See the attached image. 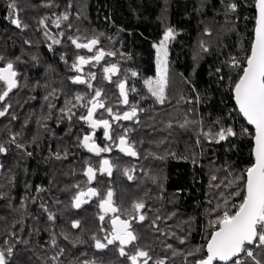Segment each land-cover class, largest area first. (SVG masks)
I'll return each instance as SVG.
<instances>
[{"label":"trees","instance_id":"trees-1","mask_svg":"<svg viewBox=\"0 0 264 264\" xmlns=\"http://www.w3.org/2000/svg\"><path fill=\"white\" fill-rule=\"evenodd\" d=\"M255 20L256 0H0V58H25L30 79L24 97L0 100L4 264L205 261L255 164L233 100ZM94 106L109 126L96 133L99 158L82 145ZM89 189L99 197L77 207ZM115 217L131 223L127 248L112 239ZM262 239L230 264H264Z\"/></svg>","mask_w":264,"mask_h":264},{"label":"water","instance_id":"water-1","mask_svg":"<svg viewBox=\"0 0 264 264\" xmlns=\"http://www.w3.org/2000/svg\"><path fill=\"white\" fill-rule=\"evenodd\" d=\"M96 44L97 42L93 41L86 48L91 51ZM1 74L2 79L11 86V89H15L17 75L11 76L12 67L2 70ZM75 82L83 85L85 79L78 77ZM233 100L239 115L255 133L253 148L255 164L247 173L245 200L242 207L231 220L221 223L220 229L212 235L207 245L208 258L199 264H230L240 259L245 246L257 243L259 238L258 226L260 222L264 221V0H256L254 41L247 66L235 86ZM95 111L96 106L91 109L87 118L88 122L93 119ZM100 126H105V124H96V128ZM92 140L93 136L85 137L84 148L89 155L99 158L101 148L92 143ZM118 150L126 157L136 158L134 150L128 147L125 139L119 141ZM86 176L93 184L96 178L95 170L88 168ZM98 197L99 194L95 189H89L84 195L78 197L75 204L79 205L82 198H88L87 202H89ZM101 209L109 214L114 210V207H107V204H102ZM111 227L113 241L120 244L122 248H127L134 242L135 236L130 230L131 223L129 221L117 217L112 219ZM262 241H264V237ZM0 264H4L1 253Z\"/></svg>","mask_w":264,"mask_h":264},{"label":"flooded vegetation","instance_id":"flooded-vegetation-1","mask_svg":"<svg viewBox=\"0 0 264 264\" xmlns=\"http://www.w3.org/2000/svg\"><path fill=\"white\" fill-rule=\"evenodd\" d=\"M8 22L11 24V26H18V23H17V20H16V18L14 17L13 19L12 18H10L9 20H8ZM21 32H26V31H30V30H24V29H22V30H20ZM24 61H25V58H23V62L21 63V65L17 68L14 64H11V63H4L3 62V60L0 58V100L1 101H4L5 100V98H7L8 97V94L9 93H12V92H14V91H16V90H18V93H17V97L19 98L20 97V95L19 94H21V92H22V94H21V97H24L25 96V94H26V92L29 90V77L27 78V76L26 75H24V74H26L27 72H26V70H25V64H24ZM37 68H39V66H40V63L39 62H37ZM9 67H12V74H11V76L13 77L14 75H17L16 76V88L15 89H11V86H9V84L4 80V79H2V74H1V71L2 70H5V69H7V68H9ZM22 72H21V71ZM22 75V76H21ZM22 79V82L20 81ZM21 87V88H20ZM23 99V98H22ZM23 101H24V99H23ZM24 104V103H23ZM22 104V105H23ZM3 116H4V114H3V112L2 111H0V121H2V119H3ZM85 121H86V119H84ZM102 123V121H94L93 119L91 120H89V122L86 124V127L88 128V131H91L92 133H93V135H86L85 137H90V136H93V140H92V143H94V144H97L98 146H99V144H98V142L96 141V133H97V130H99V129H103V130H106V129H108L109 128V126L107 125L105 128H101V126L100 127H98V128H96V124L97 125H100ZM84 137V138H85ZM83 141H84V139H83ZM82 145H83V142H82ZM83 147H84V145H83ZM101 148V147H100ZM85 149V148H84ZM86 150V149H85ZM86 152H87V150H86ZM88 153V152H87ZM89 154V153H88ZM93 169V168H92ZM96 172V171H95ZM86 173V172H85ZM87 192V191H86ZM85 193H82L81 195H79V196H82V195H84ZM78 196V197H79ZM78 199V198H77ZM88 201V198H85V199H81L80 200V204L79 205H76L77 207H79L82 203H85V202H87ZM115 218H117V217H115ZM120 218V217H119ZM114 219V218H113ZM112 221V220H111ZM111 224V223H110ZM112 228V227H111ZM130 230H131V228H130ZM132 231V230H131ZM112 232H113V230H112ZM112 239H113V236H112ZM115 243V242H114ZM120 245V244H119ZM4 259V258H3Z\"/></svg>","mask_w":264,"mask_h":264},{"label":"rangeland","instance_id":"rangeland-1","mask_svg":"<svg viewBox=\"0 0 264 264\" xmlns=\"http://www.w3.org/2000/svg\"><path fill=\"white\" fill-rule=\"evenodd\" d=\"M161 53L165 56V51L164 49H160ZM164 74H165V68H163L160 65V72H159V80L164 78ZM225 218V217H224ZM258 232H259V239H261L262 237H264V221L260 222L259 226H258Z\"/></svg>","mask_w":264,"mask_h":264},{"label":"built area","instance_id":"built-area-1","mask_svg":"<svg viewBox=\"0 0 264 264\" xmlns=\"http://www.w3.org/2000/svg\"><path fill=\"white\" fill-rule=\"evenodd\" d=\"M225 220H230V218L227 214H225Z\"/></svg>","mask_w":264,"mask_h":264},{"label":"bare ground","instance_id":"bare-ground-1","mask_svg":"<svg viewBox=\"0 0 264 264\" xmlns=\"http://www.w3.org/2000/svg\"><path fill=\"white\" fill-rule=\"evenodd\" d=\"M28 78V77H27ZM26 98V97H25ZM21 103V102H20ZM24 103V102H23Z\"/></svg>","mask_w":264,"mask_h":264}]
</instances>
